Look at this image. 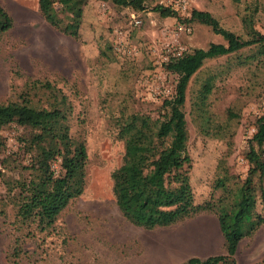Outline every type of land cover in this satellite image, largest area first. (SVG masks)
I'll use <instances>...</instances> for the list:
<instances>
[{"label":"rangeland","instance_id":"374dc122","mask_svg":"<svg viewBox=\"0 0 264 264\" xmlns=\"http://www.w3.org/2000/svg\"><path fill=\"white\" fill-rule=\"evenodd\" d=\"M176 2L143 0L145 9L135 11L89 0L75 39L41 18L38 0H0L13 22L0 37V104L27 98L44 105L48 92L28 85L34 81L60 90L73 108L70 135L85 143L87 154L81 195L59 190L41 203L60 206L51 218L36 202L19 211L11 199L17 190L10 193L7 184L29 175L24 168L30 156L18 142L28 134L15 126L1 131L0 264H184L189 259L168 245L172 226L144 230L118 211L111 174L124 155L119 127L133 114L160 121L169 116L163 102L172 97L176 76L162 67L167 48L191 52L225 44L211 28L185 23L189 11L208 12L221 28L246 41L248 24L264 35V0H186L189 13L177 11L178 18L163 19L152 10L174 9ZM205 84L211 92L199 108ZM183 112L194 203H215L223 197L216 187L223 170L229 187L247 176L249 141L264 113L263 48L253 45L206 61L188 83ZM22 217L28 222L22 224ZM188 220L189 230L208 220L218 224L211 212ZM15 249H21L18 256ZM234 262L264 264V226L240 241Z\"/></svg>","mask_w":264,"mask_h":264},{"label":"trees","instance_id":"16d2710c","mask_svg":"<svg viewBox=\"0 0 264 264\" xmlns=\"http://www.w3.org/2000/svg\"><path fill=\"white\" fill-rule=\"evenodd\" d=\"M89 0H38L41 18L64 34L77 38L83 9ZM135 11L145 9L143 0H95ZM161 18H178L177 11L157 6L152 9ZM189 11V10H188ZM190 12V13H189ZM185 23L195 22L211 28L225 44H209L206 49L182 52L179 57H170L163 62L165 72L176 76L173 95L163 102L169 116L160 121L149 116L133 114L120 125L118 138L124 144L121 165L112 172V194L121 216L130 224L144 230L167 228L200 214L211 212L217 217L223 238L224 254L205 260L188 259L184 264H234V256L240 241L251 237L264 226V113L256 121L255 133L249 141L248 172L239 186L229 187L228 176L223 170L216 187L223 197L215 203H194L189 179L190 159L186 152L187 129L183 106L188 83L192 76L208 60L233 54L243 48L259 45L264 51V35L248 24L249 39L244 41L220 27L208 12L192 10ZM12 19L0 6V37L12 28ZM30 87L46 89L44 105L29 99L0 104V151L4 150L1 131L15 126L28 136L18 142L29 155L27 178L8 183V191L16 195L12 201L24 210L36 202L42 214L51 218L60 206L44 205L59 190L81 195L86 180L87 154L85 143L70 135L69 120L72 105L60 90L34 81ZM211 86L205 84L200 102L204 106ZM46 96V95H44ZM58 163V168L53 165ZM258 207H261L258 210ZM28 222L22 217L21 223ZM49 225V223L47 224ZM41 230L43 227L38 225ZM21 249L14 250L18 256Z\"/></svg>","mask_w":264,"mask_h":264},{"label":"crops","instance_id":"0c3cea01","mask_svg":"<svg viewBox=\"0 0 264 264\" xmlns=\"http://www.w3.org/2000/svg\"><path fill=\"white\" fill-rule=\"evenodd\" d=\"M188 221L172 226L174 229L169 234L170 243L168 245H172L174 250L180 251L179 249H181L189 259L205 260L218 256L223 252V238L218 224L215 227L208 220V222H204L205 224L202 227L189 230V225L185 223Z\"/></svg>","mask_w":264,"mask_h":264},{"label":"built area","instance_id":"2783aa9c","mask_svg":"<svg viewBox=\"0 0 264 264\" xmlns=\"http://www.w3.org/2000/svg\"><path fill=\"white\" fill-rule=\"evenodd\" d=\"M175 11H179L182 15H185V13L188 12V7H187V2L186 0H177V2L175 3V7H174ZM133 23L135 25H138V21L135 20L134 17H132ZM181 30H183L185 33L190 34L191 31L189 29V27L187 26H183L180 28ZM118 50V49H117ZM183 51L179 50H172L170 48L166 49V56H165V60L163 62H165L168 59V56L170 57H179L181 55Z\"/></svg>","mask_w":264,"mask_h":264}]
</instances>
